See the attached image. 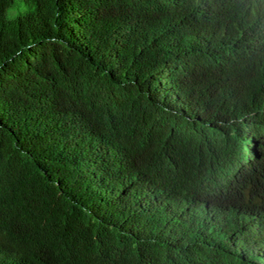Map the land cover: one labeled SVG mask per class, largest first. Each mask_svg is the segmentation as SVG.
I'll return each mask as SVG.
<instances>
[{
	"label": "trees",
	"instance_id": "1",
	"mask_svg": "<svg viewBox=\"0 0 264 264\" xmlns=\"http://www.w3.org/2000/svg\"><path fill=\"white\" fill-rule=\"evenodd\" d=\"M257 12L0 0V264H264Z\"/></svg>",
	"mask_w": 264,
	"mask_h": 264
},
{
	"label": "clouds",
	"instance_id": "2",
	"mask_svg": "<svg viewBox=\"0 0 264 264\" xmlns=\"http://www.w3.org/2000/svg\"><path fill=\"white\" fill-rule=\"evenodd\" d=\"M243 3L254 6L259 10V12H257L258 24L256 25V29L260 27L264 30V0H243ZM250 33H252V31ZM251 39H257L256 44L258 45L257 55L259 56V58L254 61V63L261 64L262 62H264V32L256 36V38ZM244 179L246 178H241L239 179V181H242ZM174 190L176 195L178 196L177 198L180 199L183 203H185L187 207L200 208L203 211L205 217H210L213 219H215L216 215H220L221 213L226 214V211L231 208H239L237 204L231 205L228 203H224V199L236 196H238L240 199L244 197H251V195L243 191L240 194L236 195L233 194L231 190H229L220 194L214 199H210L198 193L201 189H196L194 187L193 182L190 180L184 188H179L175 185Z\"/></svg>",
	"mask_w": 264,
	"mask_h": 264
},
{
	"label": "rangeland",
	"instance_id": "3",
	"mask_svg": "<svg viewBox=\"0 0 264 264\" xmlns=\"http://www.w3.org/2000/svg\"><path fill=\"white\" fill-rule=\"evenodd\" d=\"M24 7L21 8L20 4L17 3L15 7H11L6 12V19H12L18 14H22L27 10L26 5H23Z\"/></svg>",
	"mask_w": 264,
	"mask_h": 264
}]
</instances>
